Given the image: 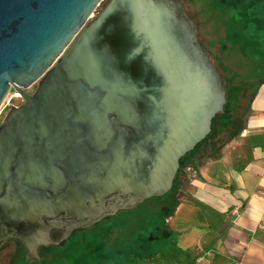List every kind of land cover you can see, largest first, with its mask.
<instances>
[{"label": "water", "instance_id": "water-1", "mask_svg": "<svg viewBox=\"0 0 264 264\" xmlns=\"http://www.w3.org/2000/svg\"><path fill=\"white\" fill-rule=\"evenodd\" d=\"M0 0V246L38 258L172 188L226 89L181 0ZM35 85L33 88H29Z\"/></svg>", "mask_w": 264, "mask_h": 264}, {"label": "rangeland", "instance_id": "rangeland-1", "mask_svg": "<svg viewBox=\"0 0 264 264\" xmlns=\"http://www.w3.org/2000/svg\"><path fill=\"white\" fill-rule=\"evenodd\" d=\"M181 1L197 23L198 36L225 84L227 106L214 120L210 138L181 159L175 185L166 195L119 211L66 238L55 232L51 243L39 248L38 258L20 244L14 260L9 251L12 246H6L0 250L1 264H131L143 259L163 243L168 233V218L193 177V156L209 148L217 153L241 130L251 97L264 83V0ZM15 93L19 94L11 88L3 101L0 122L10 106L23 102L20 95L14 97Z\"/></svg>", "mask_w": 264, "mask_h": 264}, {"label": "crops", "instance_id": "crops-1", "mask_svg": "<svg viewBox=\"0 0 264 264\" xmlns=\"http://www.w3.org/2000/svg\"><path fill=\"white\" fill-rule=\"evenodd\" d=\"M183 193L163 243L131 264H264V83L238 134L193 156Z\"/></svg>", "mask_w": 264, "mask_h": 264}, {"label": "flooded vegetation", "instance_id": "flooded-vegetation-1", "mask_svg": "<svg viewBox=\"0 0 264 264\" xmlns=\"http://www.w3.org/2000/svg\"><path fill=\"white\" fill-rule=\"evenodd\" d=\"M180 161H179V168H178V171H177V174H176V176H175V178H174V181H173V185H174V183H175V181H176V178L178 177V174H179V171H180ZM173 185H172V187H173ZM172 189V188H171ZM170 189V190H171ZM118 213V212H117ZM97 224V223H96ZM77 231V230H76ZM55 232H59V233H61V236H62V238H64L63 237V233L62 232H60V231H53L52 233H51V236H52V234L53 233H55ZM75 232V231H74ZM73 233V232H72ZM71 233V234H72ZM20 244H22L20 241H18V240H14V239H8L7 241H5L1 246H0V250H2V248H6V246H12V249H10L9 251H10V254L12 255V257L14 258V260L16 259V256H17V254H18V250H17V248H18V246L20 245ZM23 245V244H22ZM24 246V245H23ZM1 254L3 255V253L0 251V258H1ZM0 264H1V260H0Z\"/></svg>", "mask_w": 264, "mask_h": 264}, {"label": "trees", "instance_id": "trees-1", "mask_svg": "<svg viewBox=\"0 0 264 264\" xmlns=\"http://www.w3.org/2000/svg\"><path fill=\"white\" fill-rule=\"evenodd\" d=\"M262 84H263V83H262ZM260 86H261V85H260ZM260 86L257 87L256 91H255L254 94L252 95L249 106L251 105V102H252V100H253V98H254V96H255V94H256V92H257V90H258V88H259ZM226 106H227V104L225 103V106H224V109H223V110L226 109ZM249 106H248V107H249ZM219 114H220V113H219ZM219 114H217V115L213 118V120H212V124H211V127H212V125H213L214 120L218 117ZM242 123H243V120H242ZM241 125H242V124H241ZM210 132H211V131H210ZM209 138H210V133H209V134H208V135H207L202 141H200V142L194 147L193 150H191L190 152L186 153L183 157H181V159H183L185 156H187L188 154H190V153H192V152L194 153V151H196L197 148L200 147V145L203 144L204 142H206ZM181 159H180V161H181ZM174 185H175V184H174ZM174 185H173V187H174ZM165 195H166V194H165ZM163 196H164V195H163ZM154 198H158V197H154ZM177 204H178V203H177ZM177 204L174 205L173 210H172L170 216H171L172 213L174 212V210H175ZM167 234H168V233H167Z\"/></svg>", "mask_w": 264, "mask_h": 264}, {"label": "bare ground", "instance_id": "bare-ground-1", "mask_svg": "<svg viewBox=\"0 0 264 264\" xmlns=\"http://www.w3.org/2000/svg\"><path fill=\"white\" fill-rule=\"evenodd\" d=\"M18 96H19V94L15 93L14 97H18Z\"/></svg>", "mask_w": 264, "mask_h": 264}]
</instances>
